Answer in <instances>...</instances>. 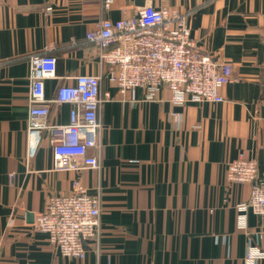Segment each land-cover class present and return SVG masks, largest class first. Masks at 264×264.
I'll use <instances>...</instances> for the list:
<instances>
[{
  "label": "crops",
  "instance_id": "0c3cea01",
  "mask_svg": "<svg viewBox=\"0 0 264 264\" xmlns=\"http://www.w3.org/2000/svg\"><path fill=\"white\" fill-rule=\"evenodd\" d=\"M104 1L0 0V264H264V217L237 209L250 186L225 180L242 155L257 161L264 185V0H113L109 10ZM147 5L188 14L201 50L231 64L223 102L177 105L168 88L121 95L108 81L87 33ZM44 53L57 59L47 100L79 75L101 76L110 94L99 109V170H56L47 131L29 145V59ZM71 107L51 104L48 122L67 124ZM76 182L101 201L83 260L32 227L49 196Z\"/></svg>",
  "mask_w": 264,
  "mask_h": 264
},
{
  "label": "built area",
  "instance_id": "2783aa9c",
  "mask_svg": "<svg viewBox=\"0 0 264 264\" xmlns=\"http://www.w3.org/2000/svg\"><path fill=\"white\" fill-rule=\"evenodd\" d=\"M112 3L105 0L104 10H109ZM187 18L188 14L176 9L147 5L133 17L102 19L95 30L87 33L86 41L99 49L101 63L108 66V81L121 95L141 88L153 98L155 92L168 88L171 102L177 105L221 103L223 87L234 80L232 66L201 50L190 36ZM29 65V145L33 132L47 131L56 170L101 169L99 109L110 100L109 93H101V76L79 75L73 84L60 86L54 99L47 100L44 81L56 77V57L50 53L32 56ZM51 104L72 106L67 124L48 122ZM225 180L231 185L248 184L249 197L237 209L264 217V185L258 176L257 161L242 155L230 161ZM100 214L99 197L89 195L76 182L72 193L49 196L45 211L35 217L32 227L45 234L63 257L83 260L86 243L99 235Z\"/></svg>",
  "mask_w": 264,
  "mask_h": 264
},
{
  "label": "water",
  "instance_id": "95a60500",
  "mask_svg": "<svg viewBox=\"0 0 264 264\" xmlns=\"http://www.w3.org/2000/svg\"><path fill=\"white\" fill-rule=\"evenodd\" d=\"M27 217L29 218L30 222L33 221L32 218H34V216L32 214H28Z\"/></svg>",
  "mask_w": 264,
  "mask_h": 264
}]
</instances>
